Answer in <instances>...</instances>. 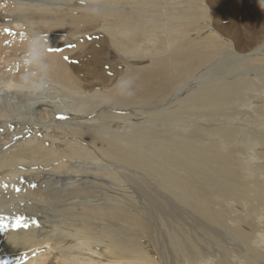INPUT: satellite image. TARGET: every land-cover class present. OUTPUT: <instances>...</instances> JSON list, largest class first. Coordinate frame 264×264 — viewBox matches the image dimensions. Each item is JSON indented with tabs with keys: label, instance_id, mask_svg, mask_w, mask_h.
I'll use <instances>...</instances> for the list:
<instances>
[{
	"label": "bare ground",
	"instance_id": "6f19581e",
	"mask_svg": "<svg viewBox=\"0 0 264 264\" xmlns=\"http://www.w3.org/2000/svg\"><path fill=\"white\" fill-rule=\"evenodd\" d=\"M166 10L175 21L170 28ZM198 23L196 0H0V139L10 138L0 145V182L5 188L13 178L14 192L25 187L19 180L29 178L25 207L47 220L58 218L53 235H44L40 226H9L11 197L4 189L0 253L69 238L91 254L89 261L70 256L57 264H171L168 250L152 239L153 225L140 201L157 198L159 191L212 221L219 216L212 200L248 195L227 167L232 161L245 167L247 161L264 172V128L215 125L218 117L230 120L225 111L245 97L250 124L264 114V30L247 40L225 31V53L207 59L196 42ZM206 32L207 27L202 34L214 37ZM140 54L146 60H127ZM216 68L225 71L211 73ZM159 104L163 108L155 113ZM199 110L217 139L210 145L196 141ZM178 112L181 121L190 122L187 133L153 127L156 119L163 124ZM134 114L141 124L129 118ZM76 118L89 122L83 132L72 126ZM28 120L45 130L28 127ZM58 120L63 125L52 126ZM122 122L129 130L123 131ZM240 134L246 139L239 140ZM235 145L249 150L248 160ZM217 150H225L224 156ZM155 212L168 228L163 205ZM235 234L248 239L243 231ZM167 238L178 264H222L199 261V251L187 249L179 232L168 230ZM260 238L264 243V232ZM260 258L250 251L242 264H264Z\"/></svg>",
	"mask_w": 264,
	"mask_h": 264
},
{
	"label": "rangeland",
	"instance_id": "374dc122",
	"mask_svg": "<svg viewBox=\"0 0 264 264\" xmlns=\"http://www.w3.org/2000/svg\"><path fill=\"white\" fill-rule=\"evenodd\" d=\"M196 1L199 2V23L196 24L199 37H197L198 40L196 42L199 46V53H206L208 56L207 59L212 58L217 53L222 54V56L225 53L226 48L221 42L226 39V36L224 35L225 31H234L247 40L253 35L264 30V0ZM200 11H202V13H200ZM168 13L170 12L166 10L165 14L168 22L166 25L170 28L175 25V21L171 20L169 16H167ZM145 17L147 18L148 16ZM170 21L173 23L172 25L169 23ZM158 24L160 25L162 31V26H164L165 23L160 21ZM205 27H207V32L211 30L214 34V39L206 37L202 34V30ZM197 28L191 29V32L196 31ZM214 50L215 53L212 54ZM111 52L112 59L117 60V55L113 51ZM222 56L215 57V59L217 60ZM62 57L65 58L68 56ZM127 60H138L141 62L146 60V58L140 54L138 58ZM207 66L208 64L201 68L199 72ZM243 66L246 65H242L241 67ZM224 71V69L219 70V68H216L212 70L211 73L221 74L224 73ZM121 76H123V74H121ZM104 108L111 110L109 105ZM162 108L163 106L159 104L154 109V112L156 113ZM225 113H229L231 115L230 120H222L223 117H218L219 121H216L215 126L222 124L225 127H238L239 130L249 128L252 132L259 129L262 131L264 128V114L257 116V120L254 118L256 120L255 124L249 123L248 115H252V112L247 106V97H245V101L242 104L234 103L229 106ZM128 116L133 119V122H136V124H141L140 117L138 115L134 114ZM153 116L156 115L154 114ZM178 116L179 112L178 114H174V116L170 119L165 118L163 124L160 123L161 121L159 119H156L153 122V127L157 128L167 126L168 129L171 128L172 130H179L182 133H187L189 129L185 128V126H190V122L181 121ZM64 120H58V122L52 126H56V124L63 125ZM75 121L77 122L72 126L81 127L82 132L85 130V127L89 126L88 124H84L87 122L84 118H76ZM25 124L28 127H39L42 131L45 130L44 126L32 124L29 120ZM122 126L123 131L124 128L129 130L128 126H126L123 122ZM209 126L210 123L208 122L207 116L204 115V110H199V137H197L196 141H199L200 145H210L217 141V139L210 134ZM98 130L99 127L96 125L92 131L97 132ZM49 132L50 130L48 129L45 133ZM44 134H42V136ZM238 138L239 140L246 139V137L241 134ZM9 140L10 138L0 139V145L6 144ZM54 142H58V140H54ZM27 143L28 142L23 143L22 146ZM50 143L51 141H49V144ZM235 147L245 153L242 157L248 160L249 150H247L246 147H241L240 145H235ZM216 153L224 156L225 150H217ZM245 164L247 165V161H245ZM246 165L245 167H242L232 161L231 167H227V172L229 177L239 183L241 188L246 189L248 187V195L244 198H239L236 201L230 200L218 202V200H212V208L218 210L217 213L219 216L216 215V218H221L223 220L221 222L218 218L212 221L207 220L204 215L200 213L197 214L188 206L176 201L174 197L169 194H161L159 191H157L159 194L156 196L157 198H154L151 201H140V206L142 208L145 207L148 210L147 213H144V216L146 215L150 218L153 225L152 228L154 237L152 239L156 242L157 246L163 249L166 253L168 250V262L171 264H178V257L175 258L177 255V253H175L176 250L171 246L167 238L168 230H172L179 232V237L182 239V243L185 244L187 249L194 248L199 251V261L203 258L204 260L202 261L205 262L208 258H212L213 260L220 261L222 264H242L244 257L252 251L260 254V261L261 263H264V243L260 238V234L264 232V172L257 170V167H248ZM79 167H89V165H81ZM20 168L22 170L24 169V167ZM52 169V167H49V170ZM207 174H211V172L208 171ZM12 179L13 178H9L6 181L5 188L3 187V183L0 182V194H2V191L7 188L11 197V206L8 215L9 221L15 223L16 217H23L24 220L22 221L20 227L25 224L27 225V228L40 226L44 228V235H53V223L57 221L58 218H50L47 220L45 217L31 213L30 210L25 207L26 200L22 196L26 194L24 190L26 186L31 185V180L29 178H23L21 180L18 179L21 184H25L24 189L10 192L9 184ZM246 182H248V185ZM162 205L165 212V218L168 223V228L164 227L163 224L160 223V218L155 212L157 206L161 207ZM74 208L77 210L79 209L78 206H75ZM1 213L2 211L0 209V215ZM46 221H49V223H46ZM2 222L7 223V220L3 219ZM14 223L9 226L12 227ZM237 231L247 233L248 239L244 240L236 236L235 233ZM66 241V243L63 242L61 244H57L55 242L42 243L19 252H1L0 264L5 261L7 264H57L59 261L70 256L78 258L76 261L78 263L81 261H89V257L91 256L89 252L78 246H74L76 243L74 239L68 238ZM70 248L72 249L69 250ZM172 248L175 250V254H172ZM174 255L175 257H173ZM93 258H97L103 263L106 262L104 258L96 256H93Z\"/></svg>",
	"mask_w": 264,
	"mask_h": 264
},
{
	"label": "snow or ice",
	"instance_id": "6c2138e0",
	"mask_svg": "<svg viewBox=\"0 0 264 264\" xmlns=\"http://www.w3.org/2000/svg\"><path fill=\"white\" fill-rule=\"evenodd\" d=\"M5 32H7L9 35H14L13 31L11 29H5ZM70 47H74V45H70ZM50 52L51 51H58V49H48ZM65 59H67V57H65ZM24 220L23 217H16V222L15 225H13V227L15 228H19L21 226L22 221ZM25 227H27V225H24ZM4 227L3 224H0V229H2ZM2 264H7V262H2Z\"/></svg>",
	"mask_w": 264,
	"mask_h": 264
}]
</instances>
